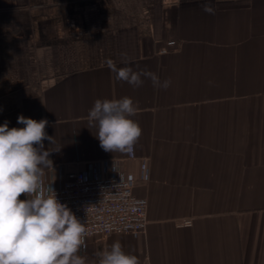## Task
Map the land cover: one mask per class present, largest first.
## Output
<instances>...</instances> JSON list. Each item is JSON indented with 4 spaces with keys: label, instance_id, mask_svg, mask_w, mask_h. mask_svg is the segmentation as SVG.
Here are the masks:
<instances>
[{
    "label": "crops",
    "instance_id": "obj_1",
    "mask_svg": "<svg viewBox=\"0 0 264 264\" xmlns=\"http://www.w3.org/2000/svg\"><path fill=\"white\" fill-rule=\"evenodd\" d=\"M123 97L142 135L106 152L88 113ZM20 115L49 122L46 186L116 176L147 201L143 232L85 240L88 264L115 241L140 264H264V0H0V125Z\"/></svg>",
    "mask_w": 264,
    "mask_h": 264
},
{
    "label": "clouds",
    "instance_id": "obj_2",
    "mask_svg": "<svg viewBox=\"0 0 264 264\" xmlns=\"http://www.w3.org/2000/svg\"><path fill=\"white\" fill-rule=\"evenodd\" d=\"M205 11H211L208 5ZM122 57L123 63L130 62L126 54ZM107 63L118 81L134 87L143 84L142 76L157 88L171 84L150 71L117 68L112 60ZM136 112L130 97L94 101L88 123L97 129L104 151L133 153L142 135L139 123L132 119ZM17 123L24 127L9 128L8 121L0 125V264H88L79 254L88 236L85 223L58 201L52 183L45 185V169H53L49 159L53 150L44 148L45 140L54 143L45 131L49 122L20 115ZM22 195L26 199H20ZM91 264H140V260L115 241L97 252Z\"/></svg>",
    "mask_w": 264,
    "mask_h": 264
},
{
    "label": "built area",
    "instance_id": "obj_3",
    "mask_svg": "<svg viewBox=\"0 0 264 264\" xmlns=\"http://www.w3.org/2000/svg\"><path fill=\"white\" fill-rule=\"evenodd\" d=\"M166 46L176 48L177 43L172 41ZM52 188L58 201L85 223L86 239L141 233L146 228L147 201L136 198L131 184L119 177L86 179L83 173L74 172L67 175L61 187Z\"/></svg>",
    "mask_w": 264,
    "mask_h": 264
}]
</instances>
